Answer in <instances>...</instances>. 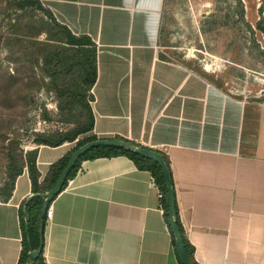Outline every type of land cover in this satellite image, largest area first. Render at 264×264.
<instances>
[{
  "label": "crops",
  "instance_id": "0c3cea01",
  "mask_svg": "<svg viewBox=\"0 0 264 264\" xmlns=\"http://www.w3.org/2000/svg\"><path fill=\"white\" fill-rule=\"evenodd\" d=\"M36 1L95 46L87 136L167 158L195 263L264 264V102L231 97L167 58L166 0ZM71 144L36 146V194L49 190L58 166L50 167ZM99 156L84 158L51 200L41 264H180L151 173L124 153ZM32 194L25 168L0 200V264L21 260L19 209Z\"/></svg>",
  "mask_w": 264,
  "mask_h": 264
},
{
  "label": "rangeland",
  "instance_id": "374dc122",
  "mask_svg": "<svg viewBox=\"0 0 264 264\" xmlns=\"http://www.w3.org/2000/svg\"><path fill=\"white\" fill-rule=\"evenodd\" d=\"M18 1L0 0V200L13 174L34 160L38 139L87 125L91 99L82 51L63 44V30L39 7ZM165 2L167 58L231 97L264 102V0ZM88 138L79 135L71 152Z\"/></svg>",
  "mask_w": 264,
  "mask_h": 264
},
{
  "label": "trees",
  "instance_id": "16d2710c",
  "mask_svg": "<svg viewBox=\"0 0 264 264\" xmlns=\"http://www.w3.org/2000/svg\"><path fill=\"white\" fill-rule=\"evenodd\" d=\"M17 4H18L19 8H22V9L26 8L27 6H34V5L39 7V9L41 11H43L45 14H47L49 19L53 23H55V25L57 27H59L60 29L63 30V32H64V36H63V39H62L63 43L67 47H69L70 49H80L79 51H82L81 53H82L83 61L80 63L81 71H82V75H83L84 80H86V81L88 80V82H89V91H90V87L92 86V84L94 83V81L96 79L95 46L89 41V39H87L85 37L76 38L73 35H71L68 30H66L65 28L59 26L55 22V20H54L53 16L51 15V13L47 9L43 8L38 1H36V0H20V1L17 2ZM258 29L261 32H264V26H262L261 28H258ZM69 66H71V65H69ZM90 98H91L90 102H92L93 101V97H92L91 94H90ZM85 106H86L87 114H88V123H87V125H85L82 128H78V129H76L75 131H73L71 133H67V134H64L62 136H59L56 140L40 138V139H38L36 141L37 145H44V146H48V147H57V146H60V145H62L64 143H72V142H74L77 139V137L79 135L86 134V133L90 132L92 130V128H93V115H92V112H91L90 105L86 104ZM115 139L129 142V141H127L125 139H122V138H119V137H117ZM94 140H96L95 137H89L87 142L94 141ZM129 143L137 146L136 144H134L132 142H129ZM78 147H76V148H78ZM75 149H73V151ZM99 149H101V150L91 149L87 153H85L79 159V161L75 165L74 169L70 173V176L67 178V180L70 179L74 175L79 163L84 158H91V159L93 158L94 159V158L100 157L99 156L100 154L107 155L105 157H111L113 155H117L118 152L119 153H124L129 159H131L133 161V163L135 164L137 169L146 170V171L151 173L153 179L155 180L156 185L158 186V188L161 191V193L164 195V198L162 200V208H163L165 219L167 221V205H166V198H165L164 181H163L161 170L158 167V165L155 164L154 162L150 161V160L144 159V158H142V157H140V156H138V155H136V154H134V153H132L130 151H127V150H112V148H109V149L104 148V150H102L103 148H99ZM73 151L70 154H68L66 157H64L62 160H60L56 164H53L50 167V170H52L56 166H58V168L56 169V173L53 175V177L51 179V182H50V186L51 187L55 184L58 175L60 174L61 170L63 169V167L67 163V161H68L70 155L73 153ZM155 152H157V151H155ZM159 154H161V153H159ZM162 157H163V159L165 161V164H166V166L168 168V171H169V174L171 176L167 158L164 155H162ZM27 169H28V173H29V177H30V181H31L33 194H36V193H38V191L36 189L37 188V182H38V174H37V171H36V168H35V155H34V160L32 162H30V164L27 165ZM21 172L22 171H18V172H15L13 174L12 183H11L10 188H9V190H8L6 196H5V199H7L9 197L10 192H11L12 187H13L14 180L16 179L17 176H19L21 174ZM67 180H66V182H67ZM41 202H42L41 198L38 197V196H35V197L30 199V201L28 202L26 207L24 206L25 202L20 206V209H19V221H20V226H21V230H22L23 252H22V257H21V260H20L19 264H24L26 262V260H27L28 245H27L26 238H25V233H24V224L27 221V217H29V223L28 224H29V235H30V240H31V246H32L33 249H36V247L38 246L37 221H38V215H39ZM175 219H176V224H177V227L179 229L180 235H181V237L183 239L185 249H186V251L188 253L189 260L191 261L192 264H196L195 261L193 260V257H192V248L188 244V242H187V240H186V238L184 236V232H183L182 226H181V224L179 222L177 214H176V218ZM43 224H44V222H43ZM172 240H173V238H172ZM173 244H174V240H173ZM41 263H42V259H41V256H39L36 264H41Z\"/></svg>",
  "mask_w": 264,
  "mask_h": 264
},
{
  "label": "water",
  "instance_id": "95a60500",
  "mask_svg": "<svg viewBox=\"0 0 264 264\" xmlns=\"http://www.w3.org/2000/svg\"><path fill=\"white\" fill-rule=\"evenodd\" d=\"M99 147H111V148H120L123 150H127L144 159L150 160L158 165V167L161 170L164 181L168 226L173 236L174 246L179 263L192 264L191 261L189 260V256L185 249L183 239L180 235L179 229L176 224L175 218L177 211L175 206V195H174L172 180L162 155L153 150L140 148L129 142L116 140V139H96L94 141L87 142L76 148L73 151V153L70 155L67 163L65 164L60 174L58 175L55 184L47 192L41 194H32L25 201L24 206L26 207L30 199L35 196L40 197L42 200L38 215V221H37L38 246L36 249H33L31 246V240L29 235V224H28L29 217H27V221L24 224V233L28 245L27 261L24 264H36L41 254V249L43 245V239H42L43 222L45 220L46 209L50 205L51 200L54 199L55 196H57L61 192L62 188L66 183L67 178L70 176V173L74 169L79 159L89 150Z\"/></svg>",
  "mask_w": 264,
  "mask_h": 264
},
{
  "label": "built area",
  "instance_id": "2783aa9c",
  "mask_svg": "<svg viewBox=\"0 0 264 264\" xmlns=\"http://www.w3.org/2000/svg\"><path fill=\"white\" fill-rule=\"evenodd\" d=\"M158 198H159V200L162 201L163 198H164V195L159 192L158 193ZM160 207H161V209H163L162 208V204L160 205ZM51 213H52L51 208H50V206H48L47 209H46V212H45V220H48L51 217Z\"/></svg>",
  "mask_w": 264,
  "mask_h": 264
}]
</instances>
